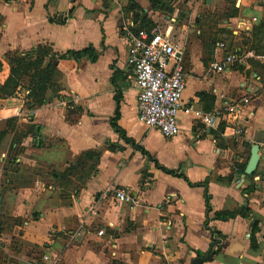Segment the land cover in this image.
<instances>
[{"label":"crops","instance_id":"crops-1","mask_svg":"<svg viewBox=\"0 0 264 264\" xmlns=\"http://www.w3.org/2000/svg\"><path fill=\"white\" fill-rule=\"evenodd\" d=\"M160 2L168 12L151 0H0V62L93 49L49 54L58 96L33 112L27 96L0 99V264H264V0ZM143 13L186 44L184 106L249 97L242 135L188 113L172 138L139 121L124 28ZM230 52L239 60L209 72ZM206 192L211 217L244 205L251 217L208 221Z\"/></svg>","mask_w":264,"mask_h":264},{"label":"built area","instance_id":"built-area-1","mask_svg":"<svg viewBox=\"0 0 264 264\" xmlns=\"http://www.w3.org/2000/svg\"><path fill=\"white\" fill-rule=\"evenodd\" d=\"M121 1V0H119ZM127 44L129 77L137 87L138 119L148 129H157L166 138L179 134L178 116L188 113L199 119L205 127L218 128L225 123L235 136L242 135L245 126L242 108L250 99L223 96L221 104L210 111L186 107L183 94L187 87L184 67L186 44L171 39L158 27L137 29L133 25L124 28ZM218 48L225 50L226 43ZM238 53L230 52L222 63H214L209 72H222L228 65L239 60ZM33 112V111H32ZM117 201L130 197L125 188H114Z\"/></svg>","mask_w":264,"mask_h":264},{"label":"trees","instance_id":"trees-1","mask_svg":"<svg viewBox=\"0 0 264 264\" xmlns=\"http://www.w3.org/2000/svg\"><path fill=\"white\" fill-rule=\"evenodd\" d=\"M160 0H151L153 8H161L157 5ZM135 21H140L137 29H152L154 24L153 22L147 18L146 14H139ZM36 50V49H35ZM28 51L26 54L21 56H15L11 54H6L5 58L11 64V73L2 88L0 89L1 93L5 97L11 96V94L20 86L19 76H29L31 78L30 88H28L29 93L27 94V98L29 99L26 102L29 109H34L35 107L41 106L42 104L48 102L54 97L58 96L59 86L52 82L54 67L51 62L44 68L43 63L46 58H56L57 59H67L69 56L75 57L76 59L85 56L88 53H91L93 49L91 47L80 50L73 51L69 50L65 53L54 54L51 53L48 48L39 47L36 51ZM36 53V58L32 59V55ZM49 54L51 56L49 57ZM30 69L34 70L33 74L27 73ZM31 131L33 132L35 127L31 126ZM91 152L86 153L85 157L93 156ZM95 167H92L94 169ZM91 169V170H92ZM167 172H174L170 169H165ZM197 185H202L207 189V181L198 183ZM250 190V189H249ZM206 203H207V211H208V221L211 219L216 220H227L229 218H233L237 215H242L244 217H251V209L247 205L242 206L240 209L236 211H216L214 212L213 217L209 214L212 212V208L210 205V195L206 192ZM252 224V232H251V244L252 248H257L256 243V232L259 231V223L256 220L251 222Z\"/></svg>","mask_w":264,"mask_h":264},{"label":"rangeland","instance_id":"rangeland-1","mask_svg":"<svg viewBox=\"0 0 264 264\" xmlns=\"http://www.w3.org/2000/svg\"><path fill=\"white\" fill-rule=\"evenodd\" d=\"M158 6L161 7V9H163L164 11L168 12L169 11V7L166 4H162L161 2L157 3ZM8 65L10 67V72L8 71ZM34 70L30 69L27 73L29 74H33ZM11 73V64L9 63V61L6 58H3L0 62V89L2 88V86L4 85V83L6 82V80L8 79V77L10 76ZM19 81H20V88L14 90V92L11 94V96H7V97H14L17 96L19 97L20 101L21 99H23L25 96H27V94L29 93V90H27L28 88H30V81L31 78L29 76H19ZM26 89V91H25ZM6 98L3 93H1L0 91V99H4ZM33 111V110H32ZM31 111V112H32Z\"/></svg>","mask_w":264,"mask_h":264},{"label":"water","instance_id":"water-1","mask_svg":"<svg viewBox=\"0 0 264 264\" xmlns=\"http://www.w3.org/2000/svg\"><path fill=\"white\" fill-rule=\"evenodd\" d=\"M259 160V154H258V146L255 145L253 150H252V157L248 163V165L245 168L244 173L242 174L243 178L247 175V174H251L254 172V170L256 169L257 163ZM207 258H211L210 256ZM205 258H199L196 259L193 264H201L202 261H204Z\"/></svg>","mask_w":264,"mask_h":264}]
</instances>
